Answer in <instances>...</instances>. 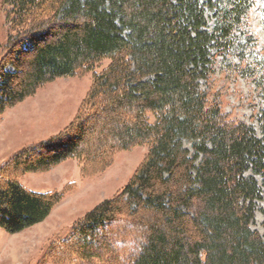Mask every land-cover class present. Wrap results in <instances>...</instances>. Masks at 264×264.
Returning a JSON list of instances; mask_svg holds the SVG:
<instances>
[{"label": "trees", "instance_id": "16d2710c", "mask_svg": "<svg viewBox=\"0 0 264 264\" xmlns=\"http://www.w3.org/2000/svg\"><path fill=\"white\" fill-rule=\"evenodd\" d=\"M257 1L1 0L12 33L0 64V109L79 70L92 71L93 81L61 132L0 166V228L14 234L47 219L62 194L31 190L19 176L88 153L83 132L101 111L104 125L116 123L119 143L104 144L100 158L117 145L148 152L125 187L72 227L85 252L126 212L146 226L127 264H264V235L253 228L264 199V108L259 136L201 85L217 56L245 59V19ZM104 59L110 63L97 71Z\"/></svg>", "mask_w": 264, "mask_h": 264}, {"label": "rangeland", "instance_id": "374dc122", "mask_svg": "<svg viewBox=\"0 0 264 264\" xmlns=\"http://www.w3.org/2000/svg\"><path fill=\"white\" fill-rule=\"evenodd\" d=\"M245 22V30L251 37L245 59L242 60L238 52L217 56L214 72L201 85L212 99L221 103L223 111L253 125L261 136L264 0L257 1ZM11 33L0 0V64L8 55ZM240 41L245 42L244 38ZM109 63L110 59H104L96 70L101 71ZM21 69L26 71L28 66L22 64ZM7 70L14 71V68L9 66ZM92 81V71L79 70L75 76L47 82L33 96L0 109V166L22 147L61 132L80 111ZM92 115L83 132L84 139L90 143L88 153L81 158L69 157L48 170L19 176L29 189L57 191L62 198L43 222L14 234L0 228V264H127L140 249L144 240L141 232L146 226L140 227L141 218L131 219L133 216L129 217L126 212L98 231L92 248L86 252L81 248L83 243L79 237L71 233L72 227L87 211L112 198L129 183L148 152L147 145L125 149L117 145L109 147L100 158L99 150L104 144L119 143L115 135L116 123L104 125L108 119L103 118L101 111L92 112ZM185 145L192 149L189 142ZM263 211L264 199L258 201L253 224V228L264 235ZM93 253L99 256L88 259Z\"/></svg>", "mask_w": 264, "mask_h": 264}]
</instances>
